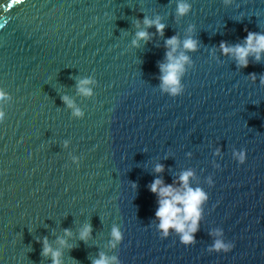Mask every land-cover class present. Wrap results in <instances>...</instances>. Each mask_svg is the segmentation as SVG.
I'll use <instances>...</instances> for the list:
<instances>
[{
  "label": "water",
  "instance_id": "95a60500",
  "mask_svg": "<svg viewBox=\"0 0 264 264\" xmlns=\"http://www.w3.org/2000/svg\"><path fill=\"white\" fill-rule=\"evenodd\" d=\"M188 2L175 17L176 0H0V264H52L45 237L62 264L100 253L118 264H264V53L238 68L219 48L264 32V0ZM145 16H159L163 36ZM139 30L149 39L133 46ZM173 35L198 41L175 97L159 68ZM187 170L208 199L185 246L174 229L160 237L149 185L182 188ZM216 239L234 246L211 252Z\"/></svg>",
  "mask_w": 264,
  "mask_h": 264
},
{
  "label": "clouds",
  "instance_id": "9594fccd",
  "mask_svg": "<svg viewBox=\"0 0 264 264\" xmlns=\"http://www.w3.org/2000/svg\"><path fill=\"white\" fill-rule=\"evenodd\" d=\"M224 4H228L231 0H222ZM191 10V4L188 0H176L175 17H184ZM143 25L147 27L155 26L156 33L163 36L165 25L160 22L159 16L154 19H149L147 16L143 17ZM139 20L137 21V28H139ZM194 29L193 24L188 25L187 31L191 33ZM136 39L132 40L133 46H138L139 40L147 41L149 33L146 30H139L135 33ZM164 45L167 49L165 52L166 63H160V81L161 89L167 91L172 96H178L182 91L180 85V76L184 73V65L189 62V57L186 51H195L197 49L198 41L192 36H188L182 42L179 41L176 35L165 39ZM183 51L178 52V48ZM221 53L230 55L236 63L238 68H245L248 66V57L252 56L255 61H260L261 54L264 53V32L262 31H247V35L243 39V43H236L229 45L226 41H221L219 44ZM251 79L255 81L256 74H249ZM90 81L83 79L79 81L78 90L84 94L89 95L90 89L86 87ZM260 83L264 85V74L260 76ZM5 93L0 91V99L5 97ZM61 99L69 106L72 102L66 97ZM76 115H82L79 110L75 111ZM3 118V112L0 111V119ZM239 164H243L246 155L243 151L235 154ZM154 171L159 173L163 171V165L157 164ZM193 175L191 170L184 171L178 177V181L182 188L173 187L172 184L165 185L160 177L155 178L149 185V190L158 196V208L155 211V217L159 220L158 230L161 238L168 237L169 229H174L179 235V242L185 246L195 243L194 233L198 230V221L201 215V204L208 199V195L201 188H192L188 184L189 177ZM210 186L213 185V180H209ZM65 235H71L68 229L64 230ZM91 233V225L85 224L79 233L81 240H87ZM216 235H220L219 230ZM112 246L119 242L122 238L121 232L116 226L111 229ZM61 246L66 244L62 238H57ZM233 243H225L221 239L214 240L209 251L211 252H228L233 248ZM51 255L52 264H62L60 259L61 251L54 250L48 243L47 237L43 238V248L41 255ZM92 264H118L116 257H107L104 253L99 254L98 259L92 260Z\"/></svg>",
  "mask_w": 264,
  "mask_h": 264
}]
</instances>
